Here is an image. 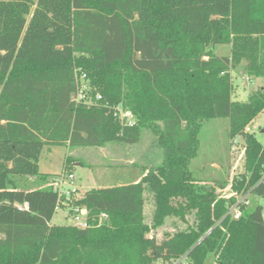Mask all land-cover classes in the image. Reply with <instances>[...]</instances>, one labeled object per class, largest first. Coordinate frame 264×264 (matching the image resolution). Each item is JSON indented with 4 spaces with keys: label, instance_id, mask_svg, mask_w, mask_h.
I'll list each match as a JSON object with an SVG mask.
<instances>
[{
    "label": "trees",
    "instance_id": "obj_1",
    "mask_svg": "<svg viewBox=\"0 0 264 264\" xmlns=\"http://www.w3.org/2000/svg\"><path fill=\"white\" fill-rule=\"evenodd\" d=\"M220 44L229 54L214 53ZM242 63L264 79V0H0V264H264V145L248 129L264 83L234 100ZM81 73L94 103L72 99ZM215 118L245 142L231 186L249 204L219 197L190 169L201 120ZM143 130L157 136L160 164L85 191L73 210H86L84 227L52 224L66 197L39 171L42 149L133 144ZM71 162L66 154L62 174ZM236 203L238 218L228 213ZM168 218L184 226L158 239Z\"/></svg>",
    "mask_w": 264,
    "mask_h": 264
},
{
    "label": "rangeland",
    "instance_id": "obj_2",
    "mask_svg": "<svg viewBox=\"0 0 264 264\" xmlns=\"http://www.w3.org/2000/svg\"><path fill=\"white\" fill-rule=\"evenodd\" d=\"M213 51L217 55H227L230 52V46L227 44L215 45ZM231 76L234 85L232 94L234 100L245 101L251 90L264 83L262 78L247 76L243 63L232 70ZM93 98L95 99V96L90 95V99ZM119 109H121L119 115L122 122L133 121L131 114L125 115L126 110ZM248 129L264 145V111L253 120ZM198 137V154L192 159L190 169L199 179L197 181L199 185H211L219 197L226 198L232 193L231 184L235 177L243 169L245 142L240 137L230 138L228 136L226 118L202 119ZM66 154L72 160L69 173L73 175V178L65 179L60 187L66 199L64 198V201L60 203L51 220V223L56 225L75 224L76 220L73 218L75 211L73 210L76 207L74 203L80 194L83 195L90 188L137 181L150 168L160 164L162 160V149L157 143V136L150 130H143L140 140L133 144L112 140L99 147L45 146L38 160L39 171L51 176H60ZM27 179L18 177V185L26 188L33 187L32 182ZM233 192L239 198L241 197L235 191ZM253 199V196H249L248 204ZM256 200L257 203L264 206L261 198ZM251 208L252 206H249L247 210ZM69 209H72L73 212H69ZM152 210L153 198L150 193L145 192V215L148 222L151 220ZM77 216L79 220L84 219L81 215ZM175 219L168 218L165 224L155 231L158 239L164 237L166 232H172L175 227L184 226ZM153 233L154 230H150L148 235ZM184 261L182 264H185ZM157 264L162 263L158 261ZM205 264H215V262L209 257Z\"/></svg>",
    "mask_w": 264,
    "mask_h": 264
},
{
    "label": "built area",
    "instance_id": "obj_3",
    "mask_svg": "<svg viewBox=\"0 0 264 264\" xmlns=\"http://www.w3.org/2000/svg\"><path fill=\"white\" fill-rule=\"evenodd\" d=\"M76 82H77V90H76L75 93L72 94V99L75 102H85V103L89 104V103H94V101L96 99H100L101 96L99 94L95 95V99L94 98L90 99V95H89L90 87H89L88 81L86 80V76H85L84 73H81L80 75H78L76 77ZM119 111H121V109H119ZM127 114L130 115L131 113H129V111L126 110V114L125 115H127ZM131 123L132 122L128 121L125 124H131ZM67 178H73V175L71 173H69L68 175L61 174L60 176H58V175L53 176L50 184L52 185V187L54 189H57V190H59L60 193H62L60 187L63 184V181L65 179H67ZM263 178H264V176H263ZM230 196L237 197V203H242L243 202L244 204H248V202H249L247 195L241 196L239 198L238 196L235 195L233 190H232V193L229 194L228 197H230ZM263 202H264V199H263ZM237 203L234 206H232L230 211L228 212V213H231L234 218H238L241 215V211L237 207ZM77 215L83 216L84 219L83 220H79ZM262 215L264 217V206H263V210H262ZM101 216L103 217L105 215L102 214ZM85 217H86V210L85 209H80L78 211H75V216H73V218L76 220L75 225L84 227L86 225ZM182 261H183V258H181L180 260H178L176 262H172V263L177 264V263L182 262ZM172 263H170V264H172Z\"/></svg>",
    "mask_w": 264,
    "mask_h": 264
},
{
    "label": "crops",
    "instance_id": "obj_4",
    "mask_svg": "<svg viewBox=\"0 0 264 264\" xmlns=\"http://www.w3.org/2000/svg\"><path fill=\"white\" fill-rule=\"evenodd\" d=\"M28 179H29L30 182H32V184H33V182H34V178H33V177H29ZM33 185H34V184H33ZM80 196H81V194H80Z\"/></svg>",
    "mask_w": 264,
    "mask_h": 264
}]
</instances>
